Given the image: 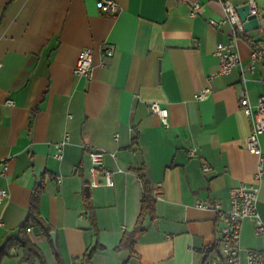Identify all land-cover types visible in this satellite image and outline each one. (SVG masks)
I'll return each mask as SVG.
<instances>
[{
    "label": "crops",
    "instance_id": "0c3cea01",
    "mask_svg": "<svg viewBox=\"0 0 264 264\" xmlns=\"http://www.w3.org/2000/svg\"><path fill=\"white\" fill-rule=\"evenodd\" d=\"M98 1L0 0V189L7 192L0 204V251L27 219L42 180L39 215L50 240L33 226L27 237L46 264H71L96 243L103 249L91 264H123L128 253L114 249L137 218L136 171L143 167L157 225L146 221L134 247L140 260L130 264H204L220 224L215 212L196 203L227 208L232 187L255 184L264 223V165L255 180L264 133L261 154L247 151L251 127L238 103L243 78L251 104L264 92V59L248 69L251 47L241 33L232 41L240 66L217 75L215 47L229 41L231 29L208 21L222 19L226 0H114V15L100 11ZM193 1L201 9L190 17ZM254 1L260 27L249 37L263 43L264 0ZM82 49L92 50L90 79L73 73ZM205 88L209 97L195 100ZM152 102L167 110V126L150 112ZM93 150L103 153L112 187H89ZM202 164L212 172L204 174ZM239 246L242 261L247 251L264 250L253 221L243 222ZM21 257L19 248L0 264H27Z\"/></svg>",
    "mask_w": 264,
    "mask_h": 264
},
{
    "label": "built area",
    "instance_id": "2783aa9c",
    "mask_svg": "<svg viewBox=\"0 0 264 264\" xmlns=\"http://www.w3.org/2000/svg\"><path fill=\"white\" fill-rule=\"evenodd\" d=\"M251 13H258L257 6L254 0H248ZM189 12L190 17H195L201 9V5L193 1ZM96 7L105 13L114 15L118 11V4L114 0H99ZM236 7L232 1L226 0L223 3V17L216 21L210 19L208 23L214 27L223 24H228L231 29L229 41L226 43H219L215 47V56L218 59L217 75H226L231 73L235 68L240 66V56L235 49L234 41L236 37L243 33L242 22L239 20L236 13ZM111 55L110 51H107ZM264 59V45L258 44L250 49V64L248 69L252 71L257 63ZM92 50L82 49L77 57L73 73L77 76L90 79L92 76ZM2 64L0 63V71ZM243 84L238 93V103L240 109L248 117L250 122V133L246 141L247 151L260 155L259 136L264 133V92L258 97L255 104H251L248 98V90L245 85V80L242 79ZM210 89L205 88L194 95L197 101H203L209 97ZM7 105H12L11 100L6 101ZM149 110L152 114L159 117L161 123L167 126V110L161 107L158 103L152 102L149 104ZM57 153L55 158L61 157V149L56 146ZM190 155H194L190 151ZM90 160L89 187L96 188L101 185L112 187L113 181L111 173L102 169L103 153L101 151L93 150L88 153ZM264 165V158L260 156L258 172L255 174V180L259 181L262 176V167ZM201 170L208 175L212 172L211 167L206 164L201 165ZM6 169L2 171L5 175ZM103 179L100 183L99 179ZM258 188L255 184L239 183L229 190V201L227 208H224L220 203L199 202L195 206L199 209H208L217 215L219 222L218 236L212 243V250L206 255L204 264H264V250H249L245 253V258L242 261L240 256V233L242 224L245 220L253 221L255 232L257 235H264V223L261 220L257 209ZM7 197V192L0 189V204ZM30 228L27 229V232ZM71 264H85L83 257L75 258Z\"/></svg>",
    "mask_w": 264,
    "mask_h": 264
},
{
    "label": "trees",
    "instance_id": "16d2710c",
    "mask_svg": "<svg viewBox=\"0 0 264 264\" xmlns=\"http://www.w3.org/2000/svg\"><path fill=\"white\" fill-rule=\"evenodd\" d=\"M235 1V0H230ZM258 32V30H256ZM244 40H246L250 47L262 43L260 40H255L253 37H249V33L243 32L242 34ZM136 138L133 139L132 146H136ZM137 177L141 185V199L139 203V212L137 218L134 222V225L131 230L123 232L118 245L115 247V252L125 251L128 253V259L123 262V264H130L131 259L140 260L139 255L135 252L134 247L137 238L142 235L146 228L145 223L147 220L155 221L156 220V200L152 194L151 184L147 180L144 174V168L141 167L137 171ZM44 192V187L42 180L34 189L31 199L30 206L28 210L27 219L18 227L16 237L11 238L4 248L0 251V259L2 257H10L13 251L17 249L22 250L21 260L27 264H35L38 261L40 264H46L40 249L34 245L27 237V229L30 226L37 227L41 230L47 238H49L50 228L46 223L41 219L39 215V201L40 196ZM92 207L90 204L87 205V210L90 211ZM91 225L94 232V235L97 236L98 230L92 215H90ZM213 245L205 249V256L212 250ZM103 247L96 243L91 249L83 254V260L85 264H91L92 257L97 250H101ZM54 254L58 257L57 251L54 250Z\"/></svg>",
    "mask_w": 264,
    "mask_h": 264
},
{
    "label": "water",
    "instance_id": "95a60500",
    "mask_svg": "<svg viewBox=\"0 0 264 264\" xmlns=\"http://www.w3.org/2000/svg\"><path fill=\"white\" fill-rule=\"evenodd\" d=\"M236 13L238 15L239 20L242 22L243 31L245 33L253 32L259 29L260 22L258 13L250 12V5L246 2L236 7ZM85 197L89 199V187H85L84 189ZM154 225L156 227L157 222L154 221ZM52 240L54 241V233L50 234Z\"/></svg>",
    "mask_w": 264,
    "mask_h": 264
},
{
    "label": "rangeland",
    "instance_id": "374dc122",
    "mask_svg": "<svg viewBox=\"0 0 264 264\" xmlns=\"http://www.w3.org/2000/svg\"><path fill=\"white\" fill-rule=\"evenodd\" d=\"M261 45H264V42L263 43H260Z\"/></svg>",
    "mask_w": 264,
    "mask_h": 264
}]
</instances>
